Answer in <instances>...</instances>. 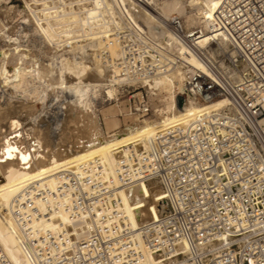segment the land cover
Segmentation results:
<instances>
[{
    "label": "built area",
    "instance_id": "built-area-1",
    "mask_svg": "<svg viewBox=\"0 0 264 264\" xmlns=\"http://www.w3.org/2000/svg\"><path fill=\"white\" fill-rule=\"evenodd\" d=\"M125 1L132 13L121 0L104 2L100 28L88 40L118 44L115 63L137 81L125 117L152 115L146 82L179 71L185 81L176 90L177 108L178 97L184 107L223 104L119 153L118 183L100 158L61 168L56 191L26 183L13 216L31 262L145 264L152 256L156 264H264V0H222L208 28L189 26L180 16L141 25L135 15L142 0ZM146 4L157 9L154 0ZM95 6L96 0H85V9ZM207 35H218L236 56L217 37L203 47ZM184 52L203 67L192 66ZM101 54L112 59L108 49ZM143 184L159 188L165 200L157 205L160 217L137 230L122 208L121 191ZM38 199L48 204L44 213ZM62 206L80 236L28 227ZM0 264H13L1 244Z\"/></svg>",
    "mask_w": 264,
    "mask_h": 264
},
{
    "label": "bare ground",
    "instance_id": "bare-ground-1",
    "mask_svg": "<svg viewBox=\"0 0 264 264\" xmlns=\"http://www.w3.org/2000/svg\"><path fill=\"white\" fill-rule=\"evenodd\" d=\"M117 1L120 2V0ZM121 1L125 3L129 13H132V9L126 4V1ZM138 1L140 2V0ZM221 1L222 0L206 1L204 6H201L199 11L193 14V10L190 11L189 5L184 0H154L157 9L151 8L146 4V2H151V0H142L140 2L142 6L137 10V15L135 16L141 25L149 23L159 24V22H161L160 20L170 19L173 15L180 17L187 16L194 24L193 26L202 25L208 28L210 20L213 19L214 14L221 5ZM26 2V7L29 10V22L32 23L37 33L43 37L44 42L52 46L53 49L56 48L55 51H57V47L54 46L58 42H63V44L68 43L70 45L80 42L78 41L80 39L84 40V42L94 40L95 38L92 37L97 34V30L100 28L97 24L101 14L99 8L104 2H108V0H96V6L92 9H85V0H76L74 3L75 5L69 0H27ZM77 5L79 7H77ZM10 9H14V7H10ZM24 20H27V18ZM11 30H13V28H11ZM5 36L7 44L0 50V88L3 89L2 98H5V101H3L5 103L0 104V243L3 245L7 256L13 264H33L28 256L21 228L13 216L15 200L20 196L24 186L29 181H37L38 184L49 187L52 191H56L58 187L56 173L61 168L67 167L75 169L96 158L102 160L106 174L112 182H116L117 165L114 166L115 169L112 167L110 168L111 172L116 176L115 181L107 170L103 151L106 147L108 152L114 155L112 158H116L117 163L118 154L122 152L126 153L128 148L131 149L130 146H127L129 140H123V135L129 134L131 127L119 132L113 131L111 134L105 135L99 124L98 115L91 108L89 95L93 89L100 86L97 84L100 78L104 80L111 79L113 83L116 82V80L121 82V79L131 83H137V81L124 76L119 69V65L114 63L113 57H119L118 44L116 43H104L99 40L98 42L111 45L108 47L104 45V47L103 44L100 43V45H98V43L95 42L97 45L93 43L94 45L90 46L93 49L97 47L93 51L91 50L94 54H90L91 52L89 53L90 57L94 58L93 61L91 58L93 62L90 64L91 66L85 63V57L87 55L85 56L83 54L81 56L82 60L79 58L81 60L80 65L76 64L73 66L74 70L73 67H68V64H62L59 71V69L54 66L55 64H51V61V65L48 66L43 63L37 53L35 55L32 50L28 51L25 48L21 49L20 47L22 46L18 44L19 39H14L6 34ZM217 36H205L201 41V45L203 47L209 45L211 38L215 39ZM217 40L220 39L217 37ZM219 44L223 49L230 51L232 55L236 56V52L229 50L228 44L224 42L223 39L219 41ZM76 46L77 45H75V47ZM52 47H50V51H52ZM82 47H84L83 49L85 50L86 47L81 46V48ZM104 48L108 49L113 56L107 63L105 62L104 56L101 54V50ZM77 51L80 52L81 50L79 51L78 49ZM51 56L52 55H50V57ZM182 56L192 66L196 68L203 67L192 53L184 52ZM90 57L87 56V59H90ZM64 59L66 60V58ZM107 59L108 58H106V60ZM2 67H5L6 70L2 71ZM54 67L59 71L60 77H55L58 73L55 74L57 71H55ZM244 71H247L246 67ZM68 73L70 76L74 74L77 79H74V81L71 80V78L68 77ZM48 77H52L51 82L49 80L48 83L57 84L60 82L59 84L61 87L63 86L62 88H65L67 92L72 94V99H75L71 102L77 110L79 109L83 112V116L74 118V115L72 116V113L69 112L71 114L66 115V117L64 116L65 120L62 121L64 126L60 129L61 133L54 132L53 134L56 136L52 134V141L46 144L43 138H41V135H37V132L33 133L31 128L28 129V134L25 132L27 129L23 131L21 125L26 122L23 121L21 124V120H23V116L26 117L27 115L28 117L38 111L35 105L37 99L35 100L34 97L39 91L36 92L35 89L29 90L30 79H33L32 81L35 80V82L36 80L42 82ZM184 81L185 74L179 71L173 76H161L153 81L146 82L145 85L151 89L153 95L163 93L170 94V98L166 105L168 119L166 125L150 129L146 134L140 133L136 137L131 135L130 137L134 139L131 145L138 146L140 142L145 145L158 133L188 122L190 118L196 115L200 110L222 106L223 102H219L214 106L209 104H191L182 110L178 109L177 106H175L176 90L177 88H182ZM49 86L52 87L51 85ZM55 88H57V85ZM115 90L116 89L110 90L109 94L112 95ZM68 107L69 106H67V108ZM78 114L80 115V113ZM33 127L35 128V125ZM125 142L128 143L124 144ZM44 145H46L45 148H49L50 151L45 153L42 152ZM114 149H117V151L112 152ZM164 200L165 197L160 189L156 188L151 190L147 184L127 190L123 196V202L131 212V219L136 224V226H132L138 230L146 220L158 219L160 213L157 209V205ZM36 206L44 213L47 211L48 204L38 199L36 201ZM56 212L59 216L55 221L57 220V222L66 225L69 217L68 213H65L63 206L60 211H55L54 213ZM160 212H163V209H161ZM54 213H50V218ZM40 221L42 220L36 219L33 222ZM51 222L52 220H47L41 226H33L35 224L29 223L28 227L35 230L50 229L56 231L55 228L43 227L48 226ZM80 235L81 234L73 236ZM156 262L157 259L155 257L147 256L145 264H156Z\"/></svg>",
    "mask_w": 264,
    "mask_h": 264
},
{
    "label": "rangeland",
    "instance_id": "rangeland-1",
    "mask_svg": "<svg viewBox=\"0 0 264 264\" xmlns=\"http://www.w3.org/2000/svg\"><path fill=\"white\" fill-rule=\"evenodd\" d=\"M26 1L27 0H0V45L2 46V47L0 46V50L2 48H4V46L7 44V42L5 41L6 40L5 34L9 35V36L13 37L14 39H17V40L19 39L18 40L19 42L18 41L17 42L19 45H21L23 47V48L20 47L21 49L25 48L28 51L32 50V52L35 53V55L37 53V55L42 59L43 63L47 64V66L51 65L53 63V64H55L54 66H56L59 69V71H60L62 64H68L69 65V66L67 65L68 67H73L76 64L80 65L81 60H82L81 56L83 54L85 56L87 55L88 57H90V54H94V53H92V51L94 49H96L97 47H95L93 49L90 46L94 45L95 42L98 43V45H100L101 42H98L99 40L93 41V42H90V41L84 42V40L80 39V40H78L80 42H77L75 44H70V45L68 43L66 44L65 42H64L65 44H63V42L57 41L58 43L54 46V47H57V51H55L56 48L53 49L52 46L47 45L48 43L44 42L43 37L37 33V31L33 28L32 23H30L28 20L29 10L26 7L27 6ZM69 1H71L73 3V5H75L74 3L76 2V0H69ZM163 1H166V0H163ZM184 1L189 5V8L191 9V10L190 9L189 10L190 11L193 10L192 13L194 14V13L199 11V8L201 6H204L206 1H210V0H184ZM10 7H14V9H10ZM11 12H13V13H11ZM173 16H177V15H173ZM181 17L185 18L188 21L189 26L194 25L188 19L187 16H181ZM26 18H27V20H24ZM11 28H13V30H11ZM101 44H103V43H101ZM75 45H77V46L75 47ZM95 45H97V44H95ZM104 45L106 47H108L111 44H109V45L103 44V46ZM81 46H85L86 47L85 50L83 49L84 47L81 48ZM50 47H52L51 48L52 51H50ZM88 47H90V48H88ZM78 49H79V51L80 50L81 51L78 52L77 51ZM53 51H55L56 53ZM81 52H84V53H81ZM95 53H97V52H95ZM50 55H52V56L50 57ZM87 56L85 57V60H86L85 63L90 65L93 63L92 61L94 60V58L90 57V59H87ZM64 58H66V60H68V61H66ZM79 58H81V60ZM91 58H92V61H91ZM104 59H105V62L107 63L110 58H108L107 60H106V58H104ZM113 59H114V63H115L117 58L113 57ZM52 60L55 62H53ZM50 61H51V64H50ZM48 62H49V64H48ZM60 62H61V64H60ZM66 62H69V63H66ZM70 64H71V66H70ZM5 67H6V65H5ZM5 67L1 68L2 71L6 70ZM56 67H54L55 71H57L55 74L58 73V75H55V74L54 75L57 78L60 76H59V71L56 69ZM73 70H74V67H73ZM74 76H75L74 74H73V76H70V74L68 73V77H70L71 80H73V81H74V79H77V77L76 76L74 77ZM51 78L48 77L46 80H43L42 82L41 81L39 82L38 80H36V82H35V80L32 81L33 79H30V83H29L30 88L28 87L29 90L35 89L36 92L37 91L40 92V93L37 92L36 96L34 95L35 97L33 96L35 98V100L37 99V102L35 103V105H36L38 111L33 113L32 115H30L31 117L30 116L27 117V115H26V117L23 116V118H22L23 120H21V124L24 121L28 125L27 126L26 123H23L25 126L23 124L21 125V128L23 131H25L27 129L25 132L28 134V129L31 128L33 130V133L37 132V135H41V138H43V141L46 144L48 142L52 141L53 136H56L55 134H53L54 132L61 133L60 129H62V127L64 126L62 124V121L65 120L66 115H68V114L70 115L72 113L71 115L72 116L74 115V118H80V116L81 117L83 116V112L79 109L77 110L76 107L73 106L71 101H73L75 98L72 99V97H71L72 94L70 92H67L65 88H62L63 86L61 87V85L59 84L60 82H58L57 84L48 83L49 80L51 82ZM102 79L100 78L101 81L99 80V82H97V84H99L100 86L91 91V93L89 95V100H91L90 103H91L92 110H94V112L98 115L99 124H100L101 129L105 135H109L113 131L119 132V131H122L124 129H127L128 127H131V131L129 132V134L123 135V140L124 141L129 140V144L127 146H130L132 148L133 145H131V144H132V142H134V139H132L130 137L131 135H134V137H136L140 133L146 134V133H148V131H150V129H155V128H158L162 125H166V122L168 119V112H167L166 105H167V102L170 98L169 93H166V94L163 93V94H157V95L152 94L151 102L153 104V114L150 115L149 117H144V118L125 117L124 114L126 113V111L128 109V103H129L128 100H129L130 96H135L139 92L136 90L137 89V86H136L137 83L127 82L124 79H121V82H123V83H121L119 80H116V82L113 83L111 79H106V80H104V79L102 80ZM71 80H69V81H71ZM38 82H39V84H38ZM31 84H32V86H31ZM34 85H36V86H34ZM49 85H51L52 87H50ZM56 85H57V88H55ZM53 86H55V87H53ZM113 89H116V90L112 93V95L109 94V91L113 90ZM2 91H3V89L0 88V104L5 103V102H3V101H5V98H2V96H3ZM37 95H38V97H37ZM45 98H46V100H45ZM135 98H137V97H135ZM70 105H71V107H70ZM67 106H69V107L67 108ZM64 112L67 114H65ZM69 112H71V113H69ZM78 113H80V115ZM32 118H33V120H32ZM34 125H35L36 129L33 127ZM36 125H38V126H36ZM25 127H28V128H25ZM39 127L41 129L42 128H44V129L41 130ZM39 129L41 131H43L44 133L41 132ZM49 133H50V136H49ZM42 134H44V135H42ZM52 134H53V136H52ZM48 138H49V140H48ZM126 143H128V142H125L124 144H126ZM124 144H122V145H124ZM45 146L46 145H44V149H43L44 151L42 150V152H44V153L50 151V149L45 148ZM142 147H143V144L140 142V145L137 148H142ZM128 150H129V148H128ZM116 151H117V149L112 150V152H116ZM103 155H104V161L106 162V165H107V170L111 174L112 179L114 178V180L116 181L117 172H116V176H115L114 173L111 172V169H110L111 167L114 168V166L117 165L116 158H112V157H114V155L112 153L110 154L108 152V150L106 149V147H105V150L103 151ZM113 159H114V163H113ZM116 183H118V176H117ZM125 192L126 191H121L122 201H123V196L125 195ZM122 208L130 217L131 224L136 226L135 222H133V220L131 219L132 218L131 212L124 205V202L122 203ZM64 211H65V213L66 212L68 213V211L66 209H64ZM58 216L59 215L57 212L54 213V215H52V217L50 219H47V220H52V222L48 226H43V227L55 228L56 231L58 229H63L68 234L72 233V236L81 234L80 232L82 229L80 227L78 228L73 223L72 219L69 216V213H68L69 218H68L66 225H64L60 222H57V220L55 221V219H57ZM41 220L42 221H40V222H31V224H35L33 226H37V225L41 226L45 221H47L43 218ZM1 246L4 249L2 244H1ZM4 251H5V249H4Z\"/></svg>",
    "mask_w": 264,
    "mask_h": 264
},
{
    "label": "water",
    "instance_id": "water-1",
    "mask_svg": "<svg viewBox=\"0 0 264 264\" xmlns=\"http://www.w3.org/2000/svg\"><path fill=\"white\" fill-rule=\"evenodd\" d=\"M177 104H178V109L182 110L184 109V99L182 97L177 98Z\"/></svg>",
    "mask_w": 264,
    "mask_h": 264
}]
</instances>
